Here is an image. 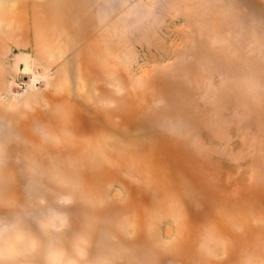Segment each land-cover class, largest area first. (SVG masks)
I'll list each match as a JSON object with an SVG mask.
<instances>
[{
	"label": "rangeland",
	"instance_id": "374dc122",
	"mask_svg": "<svg viewBox=\"0 0 264 264\" xmlns=\"http://www.w3.org/2000/svg\"><path fill=\"white\" fill-rule=\"evenodd\" d=\"M0 264H264V0H0Z\"/></svg>",
	"mask_w": 264,
	"mask_h": 264
}]
</instances>
